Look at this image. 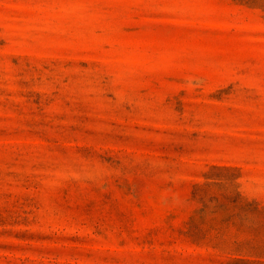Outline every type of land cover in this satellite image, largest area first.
Wrapping results in <instances>:
<instances>
[{
	"label": "rangeland",
	"instance_id": "1",
	"mask_svg": "<svg viewBox=\"0 0 264 264\" xmlns=\"http://www.w3.org/2000/svg\"><path fill=\"white\" fill-rule=\"evenodd\" d=\"M0 264H264V0H0Z\"/></svg>",
	"mask_w": 264,
	"mask_h": 264
}]
</instances>
